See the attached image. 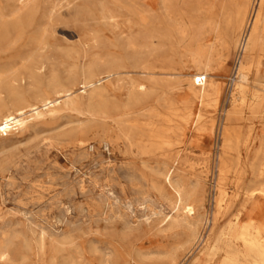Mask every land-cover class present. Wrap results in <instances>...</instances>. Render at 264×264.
<instances>
[{
    "label": "rangeland",
    "instance_id": "374dc122",
    "mask_svg": "<svg viewBox=\"0 0 264 264\" xmlns=\"http://www.w3.org/2000/svg\"><path fill=\"white\" fill-rule=\"evenodd\" d=\"M258 1L29 0L14 14L17 0H0V90L3 78L16 80L0 117L45 112L48 99L72 93L0 134V243L12 247L0 264H227L229 253L255 263L232 233L259 201L249 190L264 186V52L247 58L237 44L215 53L217 98L202 102L189 80L195 24L213 44L209 11L226 8L234 21ZM242 58L259 59L245 101ZM166 127L164 141L152 136ZM184 204L198 208L193 218Z\"/></svg>",
    "mask_w": 264,
    "mask_h": 264
},
{
    "label": "bare ground",
    "instance_id": "6f19581e",
    "mask_svg": "<svg viewBox=\"0 0 264 264\" xmlns=\"http://www.w3.org/2000/svg\"><path fill=\"white\" fill-rule=\"evenodd\" d=\"M28 1L29 0H17V4L15 5L14 14H18L19 11L28 4ZM223 10H224L223 16H217L212 11L208 12V15L209 17H211V19L215 18L211 23V26L213 28V36L215 38V43L213 44L207 43V39L204 37L203 32H202L204 28L203 25L196 23L194 26L195 29H194V33L192 36V40L195 46L190 50V55L192 57V60L197 65V70L190 77L189 90L192 95L197 97L202 102L209 98H217L219 96L218 86L213 81H211V79L214 76L213 74L214 69L211 67V65H212L215 53H218L217 60H220L222 56H225L223 55L224 53L223 51L230 52L237 44L238 46L240 45L242 46V51L246 55L247 58L249 57V55H252L255 53L261 54L264 52V0H259L257 3V7L254 8L253 10L249 9L248 7L238 8L236 12V18L234 19V21H232L227 16L228 14L227 9L224 8ZM238 35L240 36L239 39H238ZM224 54H226V52ZM258 60L249 63V62H246L244 58H242L238 61V64L235 68V79H236V86H237L236 89H237V92L240 93V95L244 96L243 101L246 100L245 88L249 80L248 78L249 73L251 69L259 68ZM117 74H119V72H114L112 75L116 76ZM110 76L111 74L98 80V82L100 83L102 82V80H107V78H109ZM202 77L205 80H202ZM201 80L202 82H200ZM2 82L4 84V87H3L4 91H7L11 94H16V90H15L16 80L15 79L3 78ZM94 86L95 85L93 83H90L88 86L85 85L84 89L91 88ZM3 90H0V96L3 94L4 92ZM146 90H147V86L145 84H140L138 86V91L145 92ZM59 95L60 96L57 99H54V100L48 99V102L45 103V105H50V106L45 109V112L39 107H34L33 108L34 113L31 116H25L24 115L25 111H22L21 109L16 110L15 113H8V114L2 115L0 117V134L8 135V133L13 132L12 130L22 129L26 127L28 123H30L32 120H36V119L43 117L45 113L50 114L53 111V108L55 106L60 105L62 101H64L62 97H66L69 99V96H71L72 93H70L69 91H66V92L60 93ZM255 97L260 99L259 96H255ZM65 103L67 102L64 101V104ZM168 110L170 111V109ZM178 110L173 109V111L172 110L171 111L172 113L176 114ZM155 111L156 110H154V112ZM150 112H151V109H150ZM177 115L178 114H176V117ZM168 117H169V114H168ZM124 125H128V123ZM134 126L135 125H133V127ZM138 130H135V131L138 132ZM170 130H172V128H170ZM168 131L169 129L167 127L163 129H159L155 133H152V136L162 142L167 138L169 134ZM228 133L229 132H224V138L226 139L227 142H228L227 139L229 135ZM141 134L143 135L142 132ZM261 149H264V145L261 147ZM223 170H224V167L222 168V171ZM257 170L259 172L261 171L262 173V171L264 170V162L261 165V167L258 166ZM173 171L174 170L170 168L167 172L166 177H168L169 181L171 179ZM176 192H177L178 197L180 198V205H181V203H183L182 188L177 187ZM248 193H249L248 194L249 199H252V200L259 199V201L256 202V204L253 205V207L250 210L245 209L239 212V214L237 215L236 221L233 225L232 238L238 242H241V246L244 248V250L247 253L249 254L254 253V257H255L254 264H259V263L264 264V204L262 203L264 201V186L253 188L249 190ZM222 201L223 199L220 200V203ZM197 210L198 208L196 209L195 212L192 211L190 204H184L182 207L183 215L186 216L187 219L193 218L196 215ZM244 216L247 219L244 220V222H241V219ZM41 247L42 249H45L46 243L43 242ZM11 248L12 247H10L9 245H7L5 242L2 241L0 243V259H6L10 254ZM172 260H174V258H172ZM227 264H239L237 255L229 253L227 257Z\"/></svg>",
    "mask_w": 264,
    "mask_h": 264
},
{
    "label": "built area",
    "instance_id": "2783aa9c",
    "mask_svg": "<svg viewBox=\"0 0 264 264\" xmlns=\"http://www.w3.org/2000/svg\"><path fill=\"white\" fill-rule=\"evenodd\" d=\"M202 80H205V79L202 77ZM202 80L200 82H202Z\"/></svg>",
    "mask_w": 264,
    "mask_h": 264
}]
</instances>
